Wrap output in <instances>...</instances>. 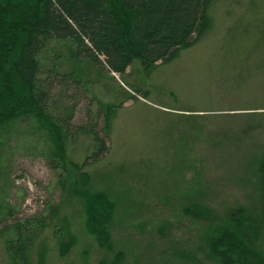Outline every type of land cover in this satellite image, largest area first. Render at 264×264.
<instances>
[{
	"label": "rangeland",
	"instance_id": "1",
	"mask_svg": "<svg viewBox=\"0 0 264 264\" xmlns=\"http://www.w3.org/2000/svg\"><path fill=\"white\" fill-rule=\"evenodd\" d=\"M248 1L211 0L205 34L148 71L134 59L121 76L98 77L89 64L69 60L68 40L46 41L44 69L80 72L88 82L75 124L86 121L82 94L116 105L108 152L81 166L90 135L67 141L61 160L55 136L37 119L0 124V264L12 263L5 243L18 220L40 224L27 264H213L206 240L236 207L258 221L264 264L256 172L264 149V70L256 67L264 52L252 48L264 7ZM125 93L133 97L121 99ZM54 98L62 99L58 91ZM85 193L111 205L104 243L86 228Z\"/></svg>",
	"mask_w": 264,
	"mask_h": 264
},
{
	"label": "trees",
	"instance_id": "2",
	"mask_svg": "<svg viewBox=\"0 0 264 264\" xmlns=\"http://www.w3.org/2000/svg\"><path fill=\"white\" fill-rule=\"evenodd\" d=\"M210 1L0 0V124L37 119L55 136V152L61 160L67 141H74L79 132L88 134L91 151L81 166L102 159L108 152L107 129L116 105L105 106L82 94L87 99L86 121L75 124L79 92H86L88 82L80 72H60L56 66L44 69L39 55L46 41L68 40L69 60L89 64L98 77L105 73L121 76L134 59H139L148 71L157 62L171 60L205 34ZM248 2L264 7V0ZM234 38L230 43H236ZM254 39L252 48L264 52L263 28L260 38ZM256 68L262 72L264 65L259 63ZM56 91L62 98L57 103ZM131 97L125 93L121 99ZM256 172L264 203V149ZM63 173L58 179L61 191L65 190ZM84 195L86 228L104 243L111 205L101 194ZM32 224L29 220L10 224L15 237L6 241L5 249L11 264H27V252L40 226ZM259 235L257 219L242 207L229 209L226 222L213 228L206 240L213 264H261L256 248Z\"/></svg>",
	"mask_w": 264,
	"mask_h": 264
}]
</instances>
